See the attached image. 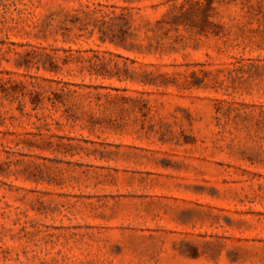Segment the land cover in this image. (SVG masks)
<instances>
[{
	"label": "rangeland",
	"instance_id": "374dc122",
	"mask_svg": "<svg viewBox=\"0 0 264 264\" xmlns=\"http://www.w3.org/2000/svg\"><path fill=\"white\" fill-rule=\"evenodd\" d=\"M0 264H264V0H0Z\"/></svg>",
	"mask_w": 264,
	"mask_h": 264
}]
</instances>
